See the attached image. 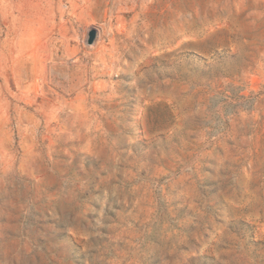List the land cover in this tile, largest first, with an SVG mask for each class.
I'll list each match as a JSON object with an SVG mask.
<instances>
[{
	"label": "rangeland",
	"instance_id": "rangeland-1",
	"mask_svg": "<svg viewBox=\"0 0 264 264\" xmlns=\"http://www.w3.org/2000/svg\"><path fill=\"white\" fill-rule=\"evenodd\" d=\"M0 264H264V0H0Z\"/></svg>",
	"mask_w": 264,
	"mask_h": 264
},
{
	"label": "water",
	"instance_id": "water-1",
	"mask_svg": "<svg viewBox=\"0 0 264 264\" xmlns=\"http://www.w3.org/2000/svg\"><path fill=\"white\" fill-rule=\"evenodd\" d=\"M95 36H96V32H95L94 30H90V31L88 32V37H87L86 42H87L88 44H91V43L93 42V40L95 39Z\"/></svg>",
	"mask_w": 264,
	"mask_h": 264
}]
</instances>
